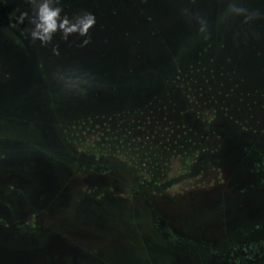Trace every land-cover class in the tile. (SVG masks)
Here are the masks:
<instances>
[{
  "label": "rangeland",
  "instance_id": "374dc122",
  "mask_svg": "<svg viewBox=\"0 0 264 264\" xmlns=\"http://www.w3.org/2000/svg\"><path fill=\"white\" fill-rule=\"evenodd\" d=\"M93 1L76 11L68 0H47L60 12L42 40L37 24L46 0H0V257L264 264V122L214 119L205 108L166 99L150 104L152 71L134 60L117 20L116 31L99 27L109 33L96 39L112 45L116 66L100 72L99 63L94 73L86 47H61L60 27L69 15L66 27L86 40L79 29L95 12ZM221 1L230 18L236 1ZM41 42L53 58H39ZM5 46L25 53L27 79L18 62H5ZM124 50L130 59L122 65ZM127 67L137 71L128 90L120 80ZM243 175L250 181L237 189ZM239 197L245 202L237 206ZM161 219L165 226L156 225Z\"/></svg>",
  "mask_w": 264,
  "mask_h": 264
},
{
  "label": "trees",
  "instance_id": "16d2710c",
  "mask_svg": "<svg viewBox=\"0 0 264 264\" xmlns=\"http://www.w3.org/2000/svg\"><path fill=\"white\" fill-rule=\"evenodd\" d=\"M173 1L175 5L167 0L172 23L183 16L186 34L199 31L184 55L169 49L171 30L156 12V0H94L95 12L89 16L95 23L90 29L116 31L117 20L134 60L147 61L152 71L150 104L157 106L166 99L162 104L205 107L214 119L264 122V0H235V7L245 8L251 16L247 22L244 15L232 13L227 18L221 0ZM114 65L100 72L107 73ZM135 71L125 68L122 88L136 85ZM105 74L98 78L105 79Z\"/></svg>",
  "mask_w": 264,
  "mask_h": 264
},
{
  "label": "water",
  "instance_id": "95a60500",
  "mask_svg": "<svg viewBox=\"0 0 264 264\" xmlns=\"http://www.w3.org/2000/svg\"><path fill=\"white\" fill-rule=\"evenodd\" d=\"M70 6L73 7V10L75 9L76 11H84V8L87 7L92 0H68ZM166 1V2H165ZM156 0V6L155 10L157 14L161 17H163L166 21V24L170 27L171 34L168 36V45L169 49L172 51H177L181 47H191L193 45L194 41L197 39L199 35V31L195 32L191 35L186 34L185 31V17L180 16L176 20V24H173L172 22L174 21L173 18H170V9H169V4L167 0ZM173 0H170L171 5H175V2ZM173 8V7H172ZM64 15V13H63ZM65 16V15H64ZM69 15H66V18ZM172 28V29H171ZM88 34H86V40H84L81 36L77 35L75 32H67L65 35L66 41L61 44V47L67 50H71L72 47H76V43H80L81 46L86 47V57L89 59V61H94L96 62V67L94 70V73L98 69L99 63L101 64V68L103 67H109L112 64H115V60L117 59L116 55L109 50V47L105 49V46L103 47L101 44H98V41L96 40L100 34H107L109 33V30H99V28H93L90 29L88 28ZM106 31V32H105ZM108 31V32H107ZM101 35V36H103ZM113 44V43H112ZM79 45V44H78ZM184 45V46H181ZM4 48V56L6 57L5 62H18V66L21 65L20 70H22L23 77L27 79L29 72L31 70V64L28 59H26L25 53H21L20 51H16L9 48L8 46L3 47ZM65 50V51H67ZM69 52V51H68ZM2 54V53H1ZM54 54L44 46V44L41 42L40 43V59H49L52 57ZM121 58V63L122 65H125L127 61L130 59L129 53L127 51H122L119 55ZM24 58V60L22 59ZM53 58V57H52ZM119 60V61H120ZM88 61V62H89ZM94 67V66H93ZM101 70V69H99ZM9 255V254H7ZM35 259H37L35 257ZM32 259L28 258L26 260H21L19 258H11V256H1L0 257V264H30Z\"/></svg>",
  "mask_w": 264,
  "mask_h": 264
},
{
  "label": "clouds",
  "instance_id": "9594fccd",
  "mask_svg": "<svg viewBox=\"0 0 264 264\" xmlns=\"http://www.w3.org/2000/svg\"><path fill=\"white\" fill-rule=\"evenodd\" d=\"M60 9H51L49 8V4L46 0V2L41 5L39 10V19L40 23L37 24V28L41 29L43 34L40 36L42 40H48L50 39L51 33L56 30L57 22L56 18L59 16ZM229 12L234 13L235 15H244L245 16V22H247L248 19L251 18L250 15L247 14V10L243 7H235L230 5L229 6ZM202 19V18H201ZM68 21L65 18L63 22L60 24V27L65 30V32H72L75 31V27L73 28H67ZM95 23V19L92 16H89L87 24H85L82 28L79 29L81 35H84L87 33V30L89 27H91ZM203 27L201 28V31H203ZM39 33L34 32L33 36H37Z\"/></svg>",
  "mask_w": 264,
  "mask_h": 264
},
{
  "label": "flooded vegetation",
  "instance_id": "af4514ba",
  "mask_svg": "<svg viewBox=\"0 0 264 264\" xmlns=\"http://www.w3.org/2000/svg\"><path fill=\"white\" fill-rule=\"evenodd\" d=\"M197 107V106H196ZM200 108H205V107H201L200 106ZM207 111H210V112H212L211 110H209V109H207V108H205ZM213 113V112H212ZM121 137H126V132L124 131L123 132V135H121V136H119L118 138V141H121L122 142V138ZM136 139H137V141L138 142H141V143H145V144H148L147 142L149 141V137L148 136H144V135H137L136 136ZM124 141V140H123ZM234 178V177H233ZM232 179V178H231ZM250 180H249V178H248V176L246 175H243L239 180H238V183L236 184V188L237 189H241V188H244L248 183L247 182H249ZM245 202V198L244 199H240V197L239 198H237V200H235V205H240V204H242V203H244ZM238 213H239V211H237ZM156 223V225L157 226H165V220L164 219H161V220H158V221H156L155 222ZM240 248H242V246H234V247H232L231 249H235V250H238V249H240Z\"/></svg>",
  "mask_w": 264,
  "mask_h": 264
}]
</instances>
